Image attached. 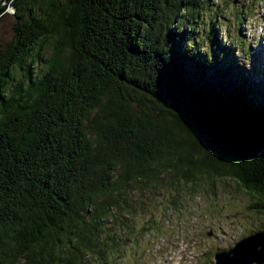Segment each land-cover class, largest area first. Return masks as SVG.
<instances>
[{
    "label": "trees",
    "instance_id": "16d2710c",
    "mask_svg": "<svg viewBox=\"0 0 264 264\" xmlns=\"http://www.w3.org/2000/svg\"><path fill=\"white\" fill-rule=\"evenodd\" d=\"M9 6L0 264L118 263L216 178L264 213V80L219 11L197 45L213 0H0V17Z\"/></svg>",
    "mask_w": 264,
    "mask_h": 264
},
{
    "label": "rangeland",
    "instance_id": "374dc122",
    "mask_svg": "<svg viewBox=\"0 0 264 264\" xmlns=\"http://www.w3.org/2000/svg\"><path fill=\"white\" fill-rule=\"evenodd\" d=\"M213 2L215 6L205 12L203 19L196 24V34L199 35L197 45L205 44L204 37L208 30L205 19H208L209 14L214 19L217 16L215 12L219 11L217 13H221V16L217 17L216 22L226 24L230 33L239 34L243 39L237 36L238 39L245 41V45L241 42L237 44L236 41L234 52H237V48L249 46L250 54L247 58H243L246 59L244 63L247 67H253L255 72L264 79V70L261 69V67L264 68V16L261 15L264 13V0H213ZM7 10L8 13L0 17V48L6 46L14 32L16 19L12 14L13 8L9 6ZM221 32L225 31L221 29ZM229 37L235 38L231 35ZM257 50L260 51V59ZM49 52L50 44L45 43L41 49V55L33 59L34 70H39L45 65V58ZM16 75H20V72L17 71ZM214 184L215 187L205 196L200 194L194 198L186 197L194 206L193 209L175 218L174 222H169L168 228L161 234L152 235L140 246L130 248L126 253L127 256L121 259V264H151L152 262L155 264H212L213 251L211 250L227 248L238 238L250 234L252 230L264 229V213L260 208L256 210L251 208L253 198L251 192L241 187L235 180L228 178L224 180L216 178ZM254 241L255 238H251L244 242L245 247L248 248L246 257H249L242 259L245 262L255 254L252 251ZM239 247L236 254L241 259ZM133 253H137L135 257L131 256ZM254 257H259L260 261L264 259L261 250L260 254H255Z\"/></svg>",
    "mask_w": 264,
    "mask_h": 264
},
{
    "label": "bare ground",
    "instance_id": "6f19581e",
    "mask_svg": "<svg viewBox=\"0 0 264 264\" xmlns=\"http://www.w3.org/2000/svg\"><path fill=\"white\" fill-rule=\"evenodd\" d=\"M262 51V50H261ZM246 245L244 244V242L242 243V247H240L239 251H240V258L241 259H244L245 258H249V257H246L247 256V252H248V248L246 249L245 247ZM253 250H256V246L254 245L253 247ZM252 259H254L256 262H258V259L256 257H250Z\"/></svg>",
    "mask_w": 264,
    "mask_h": 264
},
{
    "label": "water",
    "instance_id": "95a60500",
    "mask_svg": "<svg viewBox=\"0 0 264 264\" xmlns=\"http://www.w3.org/2000/svg\"><path fill=\"white\" fill-rule=\"evenodd\" d=\"M3 1H5V0H3ZM234 250V248H232V249H230V250H226V251H223V252H220L219 254H218V256L219 255H229V253L231 252V251H233ZM224 260V259H223ZM225 261V260H224ZM224 261H223V263H224ZM219 263V262H218ZM219 264H221V263H219ZM224 264H226V263H224ZM236 264V263H235Z\"/></svg>",
    "mask_w": 264,
    "mask_h": 264
},
{
    "label": "clouds",
    "instance_id": "9594fccd",
    "mask_svg": "<svg viewBox=\"0 0 264 264\" xmlns=\"http://www.w3.org/2000/svg\"><path fill=\"white\" fill-rule=\"evenodd\" d=\"M225 250H227V248H225ZM136 254H137V253H133V254H131V256H132V257H135ZM125 256H127V255H125ZM125 256H124V257H125ZM228 256H229V255H228ZM119 264H121V260H120Z\"/></svg>",
    "mask_w": 264,
    "mask_h": 264
}]
</instances>
